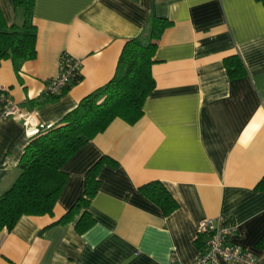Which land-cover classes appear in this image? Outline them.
<instances>
[{"label": "crops", "instance_id": "1", "mask_svg": "<svg viewBox=\"0 0 264 264\" xmlns=\"http://www.w3.org/2000/svg\"><path fill=\"white\" fill-rule=\"evenodd\" d=\"M7 26L23 11L0 0ZM152 16L166 18L154 54L155 87L134 124L115 118L63 165L67 180L51 215L21 216L0 232V264H189L199 253L197 226L221 217L236 225L233 242L264 259V5L256 0H35L36 57L17 73L0 62V86L37 125L55 124L115 73L121 50ZM62 54L81 62V79L53 101L44 89ZM237 55L245 73L231 77ZM3 107L0 104V115ZM29 136L0 116V195L19 174ZM102 156L80 234L58 222L81 196L86 171ZM159 181L177 208L169 215L145 197Z\"/></svg>", "mask_w": 264, "mask_h": 264}, {"label": "trees", "instance_id": "2", "mask_svg": "<svg viewBox=\"0 0 264 264\" xmlns=\"http://www.w3.org/2000/svg\"><path fill=\"white\" fill-rule=\"evenodd\" d=\"M12 1L23 11V20L20 24L7 26L0 9V62L10 59L18 73L23 62L36 57V31L32 23L35 0ZM256 1L264 5V0ZM170 24L166 18H149L142 32L125 42L114 76L104 86L83 97L60 121L29 137L17 164L19 174L0 195V232L11 230L24 215H51L67 180V173L62 169L64 163L115 118L128 124L141 118L144 102L155 87L151 75L154 54L162 33ZM224 64L231 77L245 73L237 55L227 57ZM80 79L79 75L56 95L44 96V102L55 100ZM105 164L116 165V162L102 156L86 171L81 196L58 222L72 221L83 209L75 222V229L82 234L93 226L95 220L87 207L99 189L98 174ZM257 188H264V178L258 182ZM139 189L161 209L163 215H169L177 208L175 200L159 181L144 184ZM256 246L264 250V234Z\"/></svg>", "mask_w": 264, "mask_h": 264}, {"label": "built area", "instance_id": "3", "mask_svg": "<svg viewBox=\"0 0 264 264\" xmlns=\"http://www.w3.org/2000/svg\"><path fill=\"white\" fill-rule=\"evenodd\" d=\"M81 62L62 54L59 60L57 74L52 77L43 92L44 96L56 95L72 83L79 75ZM6 88L0 86V104L3 107L2 118H12L21 123L30 137L40 129L49 128L51 124L37 125L32 113L21 110L6 93ZM236 225L221 217L204 218L197 226L196 240L199 242L200 253L189 264H264V259L254 256L249 250L233 242ZM169 264L177 263L175 257Z\"/></svg>", "mask_w": 264, "mask_h": 264}]
</instances>
